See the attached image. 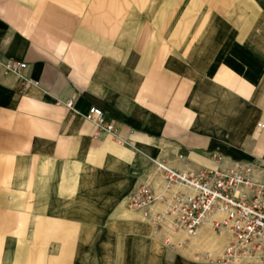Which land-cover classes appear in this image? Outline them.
Segmentation results:
<instances>
[{
	"label": "crops",
	"instance_id": "0c3cea01",
	"mask_svg": "<svg viewBox=\"0 0 264 264\" xmlns=\"http://www.w3.org/2000/svg\"><path fill=\"white\" fill-rule=\"evenodd\" d=\"M5 60L38 86L0 70V264H216L226 231L186 241L126 199L169 198L154 161L264 165V0H0Z\"/></svg>",
	"mask_w": 264,
	"mask_h": 264
},
{
	"label": "built area",
	"instance_id": "2783aa9c",
	"mask_svg": "<svg viewBox=\"0 0 264 264\" xmlns=\"http://www.w3.org/2000/svg\"><path fill=\"white\" fill-rule=\"evenodd\" d=\"M26 68L22 61H0L4 75L21 76L23 86H38L37 81L22 76ZM66 106L72 108L70 102ZM84 119L94 125L96 136L112 135L120 142L113 122L101 109L89 107ZM154 165L169 198L157 197L149 186L141 185L126 199L131 209L148 214L157 201H162L164 207L155 222L167 227L169 233H182L186 240L205 225L216 233L226 231L229 239L221 255L205 256L211 263L264 264V179L257 177L264 165L234 162L226 169L203 168L194 173L177 171L164 162L154 161ZM214 215L221 218H212ZM163 245L173 249L183 243L174 244L167 236Z\"/></svg>",
	"mask_w": 264,
	"mask_h": 264
},
{
	"label": "rangeland",
	"instance_id": "374dc122",
	"mask_svg": "<svg viewBox=\"0 0 264 264\" xmlns=\"http://www.w3.org/2000/svg\"><path fill=\"white\" fill-rule=\"evenodd\" d=\"M185 240H186V238H185ZM187 241V240H186Z\"/></svg>",
	"mask_w": 264,
	"mask_h": 264
}]
</instances>
